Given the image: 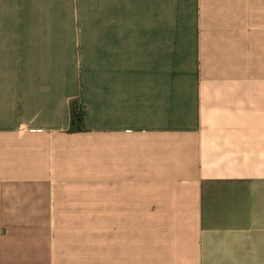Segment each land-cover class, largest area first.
I'll return each instance as SVG.
<instances>
[{
	"label": "crops",
	"instance_id": "1",
	"mask_svg": "<svg viewBox=\"0 0 264 264\" xmlns=\"http://www.w3.org/2000/svg\"><path fill=\"white\" fill-rule=\"evenodd\" d=\"M0 264H264V0H0Z\"/></svg>",
	"mask_w": 264,
	"mask_h": 264
},
{
	"label": "trees",
	"instance_id": "2",
	"mask_svg": "<svg viewBox=\"0 0 264 264\" xmlns=\"http://www.w3.org/2000/svg\"><path fill=\"white\" fill-rule=\"evenodd\" d=\"M70 127L72 133L88 131L87 117L84 108L81 105L79 97L70 101Z\"/></svg>",
	"mask_w": 264,
	"mask_h": 264
}]
</instances>
